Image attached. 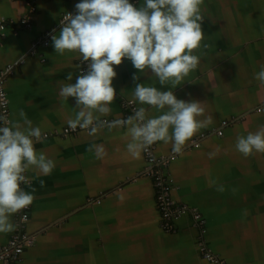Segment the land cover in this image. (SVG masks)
<instances>
[{"label": "crops", "instance_id": "obj_1", "mask_svg": "<svg viewBox=\"0 0 264 264\" xmlns=\"http://www.w3.org/2000/svg\"><path fill=\"white\" fill-rule=\"evenodd\" d=\"M79 2L0 0L8 119L22 123L23 110L47 134L34 141L37 151L56 164L47 176L28 170L27 191L35 196L27 225L33 243L21 264H215L201 255L200 243L224 264H264V152L245 156L236 148L238 138L264 127V83L255 79L264 67V0H203L205 38L194 50L200 61L181 85H160L150 70L142 73L128 59L114 66L117 95L102 119L127 118L139 107L148 109L149 118L167 110L136 101L137 83L200 101L205 111L198 119H212L180 152L172 142L155 143L156 154L170 160L177 173L174 201L188 203L204 218L199 227L190 211L181 212L171 220L173 231L163 224L144 152L133 158L127 151V127H104L95 136L87 130L63 133L79 108L75 98L59 92L81 74L82 57L78 51L56 53L52 38L45 43L42 37L58 35L63 14L76 12ZM143 5L138 0L134 6ZM69 73L72 81L66 79ZM225 120L229 124L223 126ZM92 144L104 146L103 159L87 151ZM210 152L216 155L209 158ZM218 185L225 190L217 191ZM13 231L0 233V253Z\"/></svg>", "mask_w": 264, "mask_h": 264}, {"label": "clouds", "instance_id": "obj_2", "mask_svg": "<svg viewBox=\"0 0 264 264\" xmlns=\"http://www.w3.org/2000/svg\"><path fill=\"white\" fill-rule=\"evenodd\" d=\"M202 4L203 0H144V5L137 8L130 0H81L75 14L66 13L59 34L52 36L55 51L61 55L78 51L82 63L89 62L88 71L81 72L75 83L60 88V96L75 98L79 108L75 117L67 121L68 126L87 130L91 136L104 127H127L131 137L127 151L139 158L157 141L172 142L173 150L180 152L201 128L211 124V117L198 119L205 111L200 101L186 102L178 99L174 91H161L144 83L136 84L135 100L141 105L167 109L163 114L149 118L148 109L139 107L127 118L102 119L111 113L110 105L117 95L114 66L125 59L142 73L150 70L160 85L171 82L174 87L198 67L200 56L194 50L201 48L205 38ZM66 79L72 81V74ZM133 79L139 80V76ZM255 79L264 83V67ZM19 115L22 123L0 114V233L13 231L12 215L28 208L35 199L33 193L22 188V184L31 183L25 173L31 169L37 176H47L56 167L53 159L35 147L34 141L41 142L46 135L39 126H33L23 110ZM236 148L245 156L254 150L264 152V127L238 138ZM87 151L94 152L97 159L107 154L102 144H92ZM215 155L210 152L209 158ZM40 184L43 187L44 181ZM216 190L225 189L218 185Z\"/></svg>", "mask_w": 264, "mask_h": 264}, {"label": "built area", "instance_id": "obj_3", "mask_svg": "<svg viewBox=\"0 0 264 264\" xmlns=\"http://www.w3.org/2000/svg\"><path fill=\"white\" fill-rule=\"evenodd\" d=\"M130 2L135 5L138 0H130ZM68 12H71L73 14L76 13L74 10ZM66 13L63 14L61 20L66 15ZM52 36V34L46 35L45 33L43 34L42 39L45 43H48L49 39L52 38ZM35 49L36 43L34 44L31 55L36 54L37 49ZM88 63L89 62L82 63L81 59L80 73H86L88 71ZM5 81L6 72H3L0 69V114L8 117L11 100L7 93ZM227 124H229L228 120L223 121V126ZM78 130L84 129L77 128L73 130L69 126H66L63 129V133L70 134L71 132H75ZM218 134L222 135L223 130H220ZM203 136H205V133H202L198 138H202ZM196 144L198 145L199 143ZM144 154L148 161L149 169L147 170V173L151 178H153L155 183L157 200L161 209L160 212L162 213L163 224L165 225V227L173 231L175 226L171 220L176 218L177 215H179L181 212L185 211H190L196 224L199 227H202L204 218L201 213L195 208L190 207L188 203L175 202L172 197V191L176 187L175 178L177 176V173L170 169V160L156 154L155 144L151 145L147 149V151H144ZM25 175L30 179L29 171H27ZM22 188L27 191V185L22 184ZM13 217L14 231L12 232L8 243L0 253V261L2 264H21L23 262L26 250L28 249V247L32 246L33 243V239L29 237L27 231V225L32 217V204L28 208L14 214ZM199 246V251L204 258L214 261L215 264H224L219 256L216 255L211 248L205 246L202 243H200Z\"/></svg>", "mask_w": 264, "mask_h": 264}]
</instances>
